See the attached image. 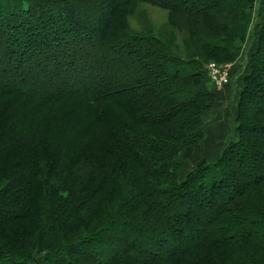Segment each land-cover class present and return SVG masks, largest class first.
<instances>
[{"label":"trees","instance_id":"16d2710c","mask_svg":"<svg viewBox=\"0 0 264 264\" xmlns=\"http://www.w3.org/2000/svg\"><path fill=\"white\" fill-rule=\"evenodd\" d=\"M100 1L0 0V264H264L256 2L107 0L98 25L87 11ZM137 2L185 27L189 50L175 33H131ZM245 43L234 138L180 179L179 152L199 144L215 102L196 88L204 66L234 64ZM24 80L28 91L11 84ZM187 230L196 236L178 245Z\"/></svg>","mask_w":264,"mask_h":264},{"label":"rangeland","instance_id":"374dc122","mask_svg":"<svg viewBox=\"0 0 264 264\" xmlns=\"http://www.w3.org/2000/svg\"><path fill=\"white\" fill-rule=\"evenodd\" d=\"M254 1L256 3H255V12H254L255 17L253 20L254 22L264 23V0H254ZM105 4H108L107 0H102L101 7L96 9L98 12H96L94 8L92 11L90 10L87 11V15H90L92 21L98 23V25L104 18ZM80 9H85V8L80 6ZM167 19L169 18H168V13L165 9L152 4H148L147 2H137L135 6H133L131 13L127 17V29L133 34L155 35V36L157 35L163 39H167L171 37L170 40H173V36H174L173 33H175L176 34V37L174 38L175 45L179 47L180 50L182 51L189 50V45H187L188 42L187 33H185L184 31L185 27H182L181 29H178V27L177 28L172 27V24H170ZM86 22L89 23L88 20H86ZM252 24L254 25L253 22ZM249 50H250V46H248V44L245 43L241 52H239V54L237 55L238 58L237 62H235L234 64L230 62H226V63H222V62L216 63L214 61L211 62H214L220 68L221 67L226 68L228 66V70H235L234 72H237L238 74L240 70L241 73L245 69L244 68L242 70V67L247 63ZM211 62H207V64L204 66L206 73L208 71L207 69L208 64H210ZM127 72L130 73L132 72V70L129 68ZM243 74L244 73L242 72L240 75ZM29 75H31L32 79L34 78L33 72ZM234 80L236 81V79ZM234 80L233 82H235ZM231 83H232L231 81L230 82L222 81L221 83H216L213 79L210 78V80H208L207 83L204 84L203 86L196 87L197 89L198 88L202 89V88H206L205 86L207 87L209 86L210 88H213L217 94L214 99L215 102L203 114V126H202L203 136L198 141L199 144L196 146L195 145L187 146L186 148H184L182 151L179 152L178 159L183 166L181 170L182 172H180V176H179L180 179H183L184 174L190 172L195 167V165H197L199 161L205 160L206 162L211 163L212 161L217 160L220 157L221 151L224 150V147L229 143L231 139L234 138L235 110L238 101L237 100L238 93L240 90L237 87H239L240 85L237 80L234 86L237 83L238 84L235 87L233 86L232 91H229L228 86H230ZM11 84L12 85L14 84L15 86H21L28 91L31 89L32 83L30 82L28 83V80H24L22 85L14 82ZM62 87L64 86H61L59 88ZM215 152L218 153L217 157L215 156ZM246 158L247 160L251 159L252 161L254 159L255 164L260 163L256 157H253L251 155H248ZM250 165L251 164H248L246 161L243 165V169L249 168L251 169L250 173L253 174V172H255L256 169H252ZM217 198L221 199L220 196H218ZM194 231H188L187 233H184L182 235V238L178 240L179 242L176 243H178V245L180 246L185 245L188 242L187 241L188 238L192 239L193 237L196 236ZM140 244L141 243H138V245L137 244L136 245L141 247ZM162 252L165 253L164 250H162ZM104 253L101 252L97 255L99 257L98 260L102 261L105 259ZM83 262L89 264V259L87 257L86 258L83 257ZM52 264H60V262L57 259H55L53 260Z\"/></svg>","mask_w":264,"mask_h":264},{"label":"built area","instance_id":"2783aa9c","mask_svg":"<svg viewBox=\"0 0 264 264\" xmlns=\"http://www.w3.org/2000/svg\"><path fill=\"white\" fill-rule=\"evenodd\" d=\"M207 69H208L207 71L208 75L216 83H221L222 81H228L230 74L228 70V66L226 68L223 67L220 68L219 66H217V64L211 62L210 64H208Z\"/></svg>","mask_w":264,"mask_h":264},{"label":"crops","instance_id":"0c3cea01","mask_svg":"<svg viewBox=\"0 0 264 264\" xmlns=\"http://www.w3.org/2000/svg\"><path fill=\"white\" fill-rule=\"evenodd\" d=\"M236 62H237V61H236ZM242 70H243V68H242ZM240 71H241V70H240ZM240 71H239V74H238V75L235 74V77L232 78V79L230 80L232 83L230 84L231 88H230V86H228L229 91H232V88H233V86H234V84H235V82H236L237 80H238V83H239V85H240V80H241V77H242V75H240L242 72L240 73ZM234 79H236V81H235ZM233 80H234L235 82H233ZM238 83H237V84H238ZM237 84H236V85H237ZM236 85H235V86H236ZM235 86H234V87H235ZM237 88L240 89V86L237 87ZM237 92H238V90H237ZM237 92H236V93H237ZM216 94H217V93H216ZM210 137H211V136H210ZM216 137H217V136H216ZM217 155H218V153L215 152V156H216V157H217Z\"/></svg>","mask_w":264,"mask_h":264}]
</instances>
